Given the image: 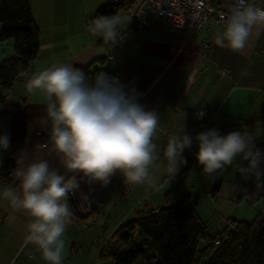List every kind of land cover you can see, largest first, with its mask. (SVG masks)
<instances>
[{
    "label": "crops",
    "instance_id": "crops-1",
    "mask_svg": "<svg viewBox=\"0 0 264 264\" xmlns=\"http://www.w3.org/2000/svg\"><path fill=\"white\" fill-rule=\"evenodd\" d=\"M27 1L33 25L39 34V46L28 72L15 83L0 110V136L7 134L11 112L24 106L27 110L25 164L47 160L50 168L67 175L58 154L53 151L50 123H42L48 100L39 91L28 93L24 85L34 73L65 63H71L80 70L92 66L94 70L113 74L115 65L106 59L103 38L92 36L87 30L88 21L106 3L104 0ZM211 1L216 8L224 10L232 0ZM254 3L264 8V0H254ZM122 14V23L117 28L126 33L128 22ZM223 30L224 27L208 25L177 56L171 53L175 40L160 19L150 27H140L133 35L125 34L121 57L129 75V87L143 94L140 104L145 110L159 114V127L154 139L159 159L151 169L157 182L154 187L147 183L127 184L117 173L110 178L107 186H102L100 182L87 183L86 178L77 174L80 189L93 204L100 203L101 208L84 220L85 226L73 221L69 224L62 237L65 242L63 264H99L98 256L104 247L111 245L115 230L130 222L138 213H155L165 205L166 196L173 201L182 193L197 198L200 186L201 193L210 194L211 186L218 177L203 175V166L197 160L199 144L196 137L203 132L202 121L195 114L199 107L215 112L212 123L218 127L260 119L247 129H232L221 136L233 131H247L253 136L255 148L264 153V31L259 38L253 35L243 52L238 53L215 43L217 32ZM201 43L207 45L205 50L200 47ZM11 55V42L0 44V61ZM99 61L103 63L101 66ZM181 128L182 134L192 138L191 146L182 152V157L190 162V168L176 182L164 183L163 178L169 174L165 169L163 152L168 140ZM35 136L41 137L43 144L36 145ZM8 156V149L0 150V163ZM243 161L238 156L233 165L226 166L220 173L224 176L220 179L223 182L235 180L236 169ZM260 167L264 169V163ZM14 172L11 180L19 182ZM8 187L20 192V188L12 185H0V212L8 218L7 222H0V264H46L39 250L34 251L31 257L20 252L28 234V224L33 218L23 211H13L2 197L3 190ZM229 187L232 189L227 191L230 192L229 198L236 196L237 200L243 194L242 189L235 190L231 184ZM220 193L218 191L214 197L210 195L218 208L213 212L217 213L200 216L195 212L205 222L208 234L222 231L231 220L239 222L234 211L245 203L237 201L234 208L230 207L232 202L218 204L215 199ZM260 205L259 202L251 209L256 211Z\"/></svg>",
    "mask_w": 264,
    "mask_h": 264
},
{
    "label": "clouds",
    "instance_id": "clouds-1",
    "mask_svg": "<svg viewBox=\"0 0 264 264\" xmlns=\"http://www.w3.org/2000/svg\"><path fill=\"white\" fill-rule=\"evenodd\" d=\"M119 15L99 16L88 23L92 36L102 37L105 44L115 45L120 33ZM264 31V8L253 0H236L230 9L224 30L218 31L215 43L234 52H243L253 35ZM247 75V73H244ZM28 93L44 94L48 103L43 124L50 123L53 151L59 156L67 175L50 168L47 160L25 164L27 153L17 159L14 172L20 192L5 188L2 197L13 211H23L32 221L28 224L26 243L35 245L46 264H63L65 242L62 237L72 222L68 197L80 188L77 174L87 183L107 186L120 173L127 184L155 186L152 166L159 159L154 139L159 114L147 111L138 102L134 90L104 73L89 82L85 73L71 63L54 65L34 73L25 83ZM197 160L207 177L222 173L238 156L248 166L237 167L243 179L255 178L258 189L264 187V153L255 148L247 131H233L221 136L213 128L197 135ZM9 136H0V150L9 148ZM192 138L180 131L167 142L163 155L166 172L173 177ZM71 173L72 175H68Z\"/></svg>",
    "mask_w": 264,
    "mask_h": 264
},
{
    "label": "trees",
    "instance_id": "trees-1",
    "mask_svg": "<svg viewBox=\"0 0 264 264\" xmlns=\"http://www.w3.org/2000/svg\"><path fill=\"white\" fill-rule=\"evenodd\" d=\"M119 12H123L121 6L106 4L95 12L91 20L99 16L117 15ZM140 27L128 23L125 34L133 35ZM7 41L11 42L12 55L0 61V110L17 82V76L27 72L38 51L39 34L33 25L27 0H0V44ZM98 64L101 66L103 63L99 61ZM81 71L85 73L89 82H94L100 73L118 81L114 77V72L112 74L101 69L94 70L92 66ZM122 84L125 85L126 91L131 89L128 77ZM259 121L261 120L256 119L252 122L222 127L212 124L211 127L222 135L232 129H247ZM202 125L204 129V121ZM26 128L27 110L24 106L17 107L11 112L8 121L9 156L0 163L1 186L12 185L20 188V183L13 182L11 175L17 167V159L24 156ZM35 144H43L41 137L35 136ZM247 166L248 161L244 160L240 167ZM180 167L182 174L187 173L190 162L187 161ZM232 186L235 190L242 189L243 192L236 202L243 200L250 208L259 202L261 204L250 223L231 220L222 231L208 234L205 222L195 214L197 205L195 196L182 193L174 201L166 196L165 205L155 213H139L130 222L119 226L112 236L111 245L101 250L98 263L264 264L263 191L256 188L254 177L245 180L240 172H237ZM218 191L219 183H216L211 188L210 195L214 197ZM68 203L73 212L72 221L77 224L96 214L79 216L74 212L69 197Z\"/></svg>",
    "mask_w": 264,
    "mask_h": 264
},
{
    "label": "built area",
    "instance_id": "built-area-1",
    "mask_svg": "<svg viewBox=\"0 0 264 264\" xmlns=\"http://www.w3.org/2000/svg\"><path fill=\"white\" fill-rule=\"evenodd\" d=\"M104 2L111 6H121L129 24L134 23L141 27H150L155 20L160 19L167 26L169 35L175 39L171 53L177 56L183 52L186 44L191 42L209 24L224 27L230 15V9L236 0H232L224 10L216 8L211 0H104ZM123 37L124 35L121 34L115 45L107 44L105 46L106 58L115 64L114 77L121 84L128 77L119 53ZM200 47L205 50L207 45L201 43ZM27 72L17 76V82L21 81ZM135 93L138 94V102H140L143 94L136 91ZM195 114L204 121L203 132L212 129V120L215 118L214 111L207 107H199ZM181 174L182 169L179 166V171L173 177L170 175L164 177L163 182L174 183ZM69 200L74 212L82 217L91 213H98L101 208L100 203L94 205L80 188L75 194L69 195ZM31 246L24 242L20 252L31 257L34 251L39 250L35 245Z\"/></svg>",
    "mask_w": 264,
    "mask_h": 264
},
{
    "label": "rangeland",
    "instance_id": "rangeland-1",
    "mask_svg": "<svg viewBox=\"0 0 264 264\" xmlns=\"http://www.w3.org/2000/svg\"><path fill=\"white\" fill-rule=\"evenodd\" d=\"M122 12H119L117 15H119L120 17L121 16ZM123 15V14H122ZM125 16V15H124ZM126 18V17H125ZM127 20V19H126ZM90 22V20L88 21ZM210 25V24H209ZM167 27V26H166ZM207 28V27H206ZM205 28V29H206ZM204 29V30H205ZM168 30V29H167ZM117 31L121 34L124 35L125 37V33H122L121 31L118 30L117 28ZM119 35V36H120ZM124 37H123V43H124ZM175 40V39H174ZM123 43L121 44V47L119 48V53H120V57H121V50H122V47H123ZM107 44H105L106 46ZM105 46H104V49H105ZM106 52V51H105ZM174 54V53H172ZM107 59V58H106ZM121 60H122V57H121ZM109 61V60H108ZM112 62V61H111ZM123 64V62H122ZM115 65V64H114ZM123 68L125 69L124 67V64H123ZM126 70V69H125ZM128 73V72H127ZM128 79H129V75H128ZM132 90V89H130ZM137 92V91H136ZM142 100V99H141ZM140 100V102H141ZM139 102V103H140ZM201 170V168H200ZM204 175V174H203ZM225 176H228L226 175L225 173ZM215 178H217L215 180V182L212 184L211 188L216 184V183H219V192L221 191L220 194H218L217 198L215 200H217V203L220 204L222 203L223 201L224 202H232L233 204H230V207L234 208V204H236V196L234 198H229V193L230 192H227L228 190H232L231 187H229V185L231 184L232 186V180H228V181H224L221 180L220 178L224 177V176H220V173H217L215 176ZM229 184V185H227ZM200 188V194L197 196V206L195 207V212L197 215H208V214H211V213H217V212H213L214 210H218V208L216 207V203H214V199L211 200L210 198V194L206 193V192H203L201 193V186L199 187ZM262 191H263V194H264V187L261 188ZM82 191V190H81ZM83 192V191H82ZM84 193V192H83ZM228 193V194H227ZM85 194V193H84ZM89 199V198H88ZM229 199V200H228ZM96 205V204H94ZM139 214V213H138ZM141 214V213H140ZM137 215V214H136ZM236 215V216H235ZM89 216V215H87ZM234 216L236 217V219H238L239 222H246V223H250L254 216H255V211L252 210L251 208H249L245 203H242L241 206H239V209L235 210L234 211ZM86 217V216H85ZM3 220H6V222L8 221V218L7 217H4V214L0 212V222H2ZM10 220V219H9ZM82 226H85V223L82 224Z\"/></svg>",
    "mask_w": 264,
    "mask_h": 264
}]
</instances>
